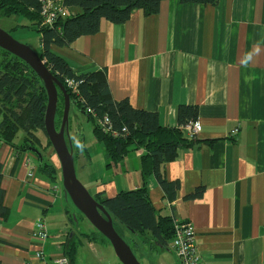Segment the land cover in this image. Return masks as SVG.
I'll use <instances>...</instances> for the list:
<instances>
[{
	"label": "crops",
	"instance_id": "obj_1",
	"mask_svg": "<svg viewBox=\"0 0 264 264\" xmlns=\"http://www.w3.org/2000/svg\"><path fill=\"white\" fill-rule=\"evenodd\" d=\"M78 12L66 8V16ZM51 49L77 74L103 69L114 100L127 99L137 109L156 112L162 126H177L178 105L197 107L200 131L189 136L183 129L191 145L164 168L167 180L179 181L177 197L167 200L151 175V203L159 215L191 224L197 254L207 264H264V0H162L156 14L136 10L121 24L102 20L96 33ZM68 129L73 153V144L80 145L79 160L89 164L84 140L76 129ZM99 147L106 177L99 171L96 179H88L89 193L110 197L138 188L144 150L130 151L107 167ZM43 157L60 173L52 148ZM29 158L34 168L30 177L24 164ZM37 162L29 150L17 153L0 144L3 204L9 210L6 219L0 218L1 264H54L52 259L68 253L72 243L73 264H121L105 237L85 218L79 223L82 215L71 208L60 181L52 183ZM197 187L202 188L198 197H185ZM40 217L49 234L44 260L35 257L31 239ZM112 220L139 262L179 264L177 256L176 261L170 257L175 254L170 242L147 249Z\"/></svg>",
	"mask_w": 264,
	"mask_h": 264
},
{
	"label": "trees",
	"instance_id": "obj_2",
	"mask_svg": "<svg viewBox=\"0 0 264 264\" xmlns=\"http://www.w3.org/2000/svg\"><path fill=\"white\" fill-rule=\"evenodd\" d=\"M161 1L62 0L65 8L76 7L79 12L57 18L52 26L41 27L39 0H0V17L12 15L23 17L29 21V27L37 29L40 33L41 48L38 54L50 72L66 88L70 100L91 121L92 133L101 143L107 167L117 165L130 151L144 150L140 156L141 180L138 188L121 190L110 197L105 196L103 192H97L93 197L125 229L142 237V243L167 247L173 237V218L159 215L154 209L149 198L147 178L151 175L155 178L167 200L172 201L177 197L179 181L167 180L164 168L166 163L176 157L181 148L191 145V138H187L183 133V125L196 120L197 107L188 104L178 105L177 126H162L156 112L137 109L127 99L114 100L110 96L103 69L77 74L63 57L51 49L52 45L67 46L80 36L96 33L102 20L121 24L136 10L141 11L143 15L156 14ZM179 1L201 4L217 2V0ZM0 53L3 56L0 60V144L10 146L17 153L34 149L39 151L42 160L41 162L38 160L37 169L52 183H57L61 173L43 157L46 151L52 148L44 131L47 96L43 83L24 61L1 48ZM66 79L77 81L75 91L67 87ZM62 108L63 97L58 91L56 128L60 123ZM19 130H22L23 135L17 144ZM201 191L202 188L197 187L185 197H198ZM3 197L4 188L1 185L0 173V218L6 219L9 210L3 204ZM129 246L133 251V247L130 244ZM75 249L76 244L72 243L68 253H65L69 259L73 257Z\"/></svg>",
	"mask_w": 264,
	"mask_h": 264
},
{
	"label": "water",
	"instance_id": "obj_3",
	"mask_svg": "<svg viewBox=\"0 0 264 264\" xmlns=\"http://www.w3.org/2000/svg\"><path fill=\"white\" fill-rule=\"evenodd\" d=\"M0 48L24 61L40 78L46 92L47 102L44 114V131L59 161L62 187L65 195L85 219L112 246L121 264H141L129 244L116 231L112 217L76 177L73 148L68 132V111L70 97L63 84L50 72L39 54L26 44L15 40L8 32L0 28ZM58 91L63 97L62 116L59 126L55 127V114ZM42 160L41 153L31 150Z\"/></svg>",
	"mask_w": 264,
	"mask_h": 264
},
{
	"label": "rangeland",
	"instance_id": "obj_4",
	"mask_svg": "<svg viewBox=\"0 0 264 264\" xmlns=\"http://www.w3.org/2000/svg\"><path fill=\"white\" fill-rule=\"evenodd\" d=\"M0 28L4 31L8 32L15 40H17L20 43L26 44L29 46L33 51L39 52L40 50V33L35 28L29 27V21L23 17L20 16H8V17H0ZM3 58V56L0 53V60ZM61 121V118H60ZM68 128H74L76 129V134L80 135L81 140H84V147L89 152V155L91 157V162L89 164H86L85 161H80L79 158H83L82 153L78 150L83 149L80 147V145L77 147L75 144H73V147L75 149V157H74V165H75V172L76 177L78 180L83 184H88V179H96V175L99 171L104 172L103 167L104 163L100 160L102 157L100 145L101 143L97 141V139L94 137L92 133V124L91 121L87 118V116L80 111V109L75 105V103H71L69 106L68 111ZM56 123H58V116L56 117ZM60 124V123H59ZM69 135H70V129H68ZM74 134V133H73ZM23 135L22 130H19V133L17 135L16 140L19 141L21 139V136ZM100 144V145H99ZM101 167V168H99ZM99 176V175H98ZM103 179H105V174L102 173ZM61 180V178H59ZM59 180V181H60ZM87 181V182H85ZM60 185H62V180L59 182ZM61 188H63L61 186ZM86 188V187H85ZM88 190V188H86ZM71 203V201L69 200ZM71 208H75L74 205L71 203ZM78 211V210H77ZM79 212V211H78ZM79 214H81L79 212ZM82 215V214H81ZM76 218V217H74ZM85 217L82 215V217L77 218L81 223L85 222ZM76 220V219H75ZM135 235V234H134ZM136 241H142L143 238L135 235ZM146 238H149L146 236ZM128 241V240H127ZM152 245L151 243H146L147 249H150ZM136 251V250H135ZM138 255V254H137ZM152 259V255L150 251H147V257ZM175 254L173 252L170 253V257L172 260L176 261ZM178 261V259H177ZM141 264H149L147 262H140Z\"/></svg>",
	"mask_w": 264,
	"mask_h": 264
},
{
	"label": "built area",
	"instance_id": "obj_5",
	"mask_svg": "<svg viewBox=\"0 0 264 264\" xmlns=\"http://www.w3.org/2000/svg\"><path fill=\"white\" fill-rule=\"evenodd\" d=\"M40 3V26H52L59 17L66 16V8L62 5L60 0H39ZM66 85L71 90H76L77 81L66 79ZM105 121L107 118L104 119ZM184 130L187 131L189 136H194L200 131V124L198 121H188L183 125ZM237 128L230 131L234 134ZM24 164L28 168L27 175H33V162L31 158L25 160ZM56 188V186H54ZM173 224V237L170 242L171 248L174 250L179 264H207L197 254L194 242V231L190 223L182 222L172 219ZM49 234L47 230L46 220L44 217L38 218L34 222L31 239L36 244L35 257L44 260L43 247L47 241ZM54 264H73L69 257L65 254L56 256L53 259ZM46 264V263H44Z\"/></svg>",
	"mask_w": 264,
	"mask_h": 264
}]
</instances>
